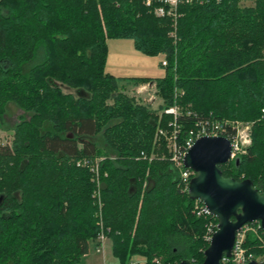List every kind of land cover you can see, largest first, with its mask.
<instances>
[{
    "label": "trees",
    "instance_id": "obj_1",
    "mask_svg": "<svg viewBox=\"0 0 264 264\" xmlns=\"http://www.w3.org/2000/svg\"><path fill=\"white\" fill-rule=\"evenodd\" d=\"M241 1L179 0L168 14L163 0H0V124L9 101L30 114L0 144V264H81L100 235L119 264L203 262L217 221L197 215L158 129L174 105L181 137L200 118L250 122L238 165L218 167L264 193V0ZM110 38L161 54L164 75L106 72ZM144 82L161 113L120 90ZM246 225L241 246L261 262L264 229Z\"/></svg>",
    "mask_w": 264,
    "mask_h": 264
},
{
    "label": "water",
    "instance_id": "obj_2",
    "mask_svg": "<svg viewBox=\"0 0 264 264\" xmlns=\"http://www.w3.org/2000/svg\"><path fill=\"white\" fill-rule=\"evenodd\" d=\"M232 145L225 136L203 135L195 139L183 156V165L194 171L187 194L207 208L217 223L201 264H223L230 257L237 233L247 223L260 222L264 229V193L249 179L223 176L218 165L231 159ZM238 165L239 157L234 159ZM177 264H194L184 259ZM244 264H260L250 260Z\"/></svg>",
    "mask_w": 264,
    "mask_h": 264
},
{
    "label": "built area",
    "instance_id": "obj_3",
    "mask_svg": "<svg viewBox=\"0 0 264 264\" xmlns=\"http://www.w3.org/2000/svg\"><path fill=\"white\" fill-rule=\"evenodd\" d=\"M149 0H146L148 3ZM179 0H163V2L169 8L166 13H171V10L176 6ZM156 13L159 15L165 14L164 7L156 8ZM166 59L162 58L161 65H166ZM148 84V83H147ZM149 85V84H148ZM145 88L144 84H139L137 89L143 90ZM264 111V110H263ZM164 112L172 114L173 120L169 122V126L172 129L168 132L165 129H158V135L165 140L166 148L169 153V160L173 166V168L177 172L178 179L180 180L183 189L188 190V184L191 177L194 175V171L190 168H186L183 165V156L188 148L193 144L195 139L203 135H220L224 136V134L228 135V139L231 142L232 150H231V160L239 157L243 153V147L250 142V127L248 124L241 125L238 120H219L216 118H200L197 119L194 123V129H191L187 134L183 137L180 136V129L178 125H176L177 116L181 114L179 107L171 106L169 108H165ZM228 127L231 129V132H228ZM241 147H240V146ZM230 160V161H231ZM85 163V162H83ZM88 163V161H87ZM80 164V162L78 163ZM97 162L92 166V169L97 172L96 167ZM195 201V209L197 215H210L207 208L203 205L202 202L198 200ZM211 216V215H210ZM258 222V221H257ZM259 226L260 222H259ZM216 229V223L212 220L206 223V235L205 238L210 240L212 233ZM246 230H250L255 232L254 226L245 225L242 229L237 233L236 239L234 242V246L232 249V255L230 257H223V264H244L251 259L250 255H245L244 249L242 248V240L244 237V233ZM105 236L100 235L99 240L101 244L104 240ZM101 246V245H100ZM260 264H264V260ZM155 264H162L160 260L155 259Z\"/></svg>",
    "mask_w": 264,
    "mask_h": 264
},
{
    "label": "rangeland",
    "instance_id": "obj_4",
    "mask_svg": "<svg viewBox=\"0 0 264 264\" xmlns=\"http://www.w3.org/2000/svg\"><path fill=\"white\" fill-rule=\"evenodd\" d=\"M253 2L252 0H242V5H251ZM116 38H112L111 42L109 43L110 51L108 53L107 61H106V67L105 71L114 74V76H124L128 75L131 76V73H124L122 71H119L122 59L120 58V54L122 52V49L116 48L113 45L112 40ZM115 41V40H114ZM163 56L161 54L154 56L150 58L145 64V67L149 68L150 71L148 73L156 71V75H153L155 77H161L164 75L165 70L161 65V60ZM132 63V62H130ZM133 65V64H132ZM133 66H139V65H133ZM113 71L115 73H113ZM58 85L61 86L62 90L64 92H71L75 95L78 94L77 89L68 87L64 84H61L59 82H56ZM149 85H148V84ZM140 84V83H139ZM138 84V85H139ZM145 85V88L143 90L137 89L138 85H132L130 83L126 84L124 88H120L121 91L125 92L127 95H130L134 97V99L143 105H147L150 109H158V112L161 113L163 109H159L160 105L163 104V100L158 95L157 88L155 86L154 82H144L141 83ZM30 117V114L23 111L18 105H16L13 102H7L5 104V112L3 114V123L0 124V144H6L10 143L13 135V127L14 125L20 120V119H28ZM241 125H249L250 129V142L246 144L243 147V153H246L247 147L251 144V123L238 120ZM169 123V122H168ZM45 128H50V126L47 124ZM93 141L97 143L99 146L101 153L106 152L110 158H114L115 154L108 149L106 144L104 143L103 139L100 135H97L95 137L91 138ZM240 146V145H239ZM241 147V146H240ZM106 156L104 154H101L96 158L91 165H94L98 161H102L105 159ZM97 175V174H96ZM250 230H246L245 232H248ZM92 252H90V256L85 258L81 264H119V261L116 257H114L110 250V241L108 238H104L101 246H96L95 243L91 245ZM144 260L140 256H132L129 264H137L139 262H143Z\"/></svg>",
    "mask_w": 264,
    "mask_h": 264
},
{
    "label": "crops",
    "instance_id": "obj_5",
    "mask_svg": "<svg viewBox=\"0 0 264 264\" xmlns=\"http://www.w3.org/2000/svg\"><path fill=\"white\" fill-rule=\"evenodd\" d=\"M111 39L112 38L107 39L108 53L110 51V47H109L110 44L109 43L111 42ZM114 40H112L113 45L116 48L122 49V52L120 54V58L122 59V62H121V66H120L119 71H122L124 73L129 72L132 74L131 76L155 77L153 75H156V71L154 70L153 72L148 73V71H150V69L148 67L147 68L145 67V64L147 62H150L148 60L154 56H148V55H145V54L139 52L138 50H136L135 47L133 46L132 40H130V39L116 38ZM107 57H108V54H107ZM130 62H132V63H130ZM132 64L133 65H139V66H133ZM105 67H106V63H105ZM113 73H115V72L113 71ZM112 75H114V74H112ZM124 76H128V75H124ZM115 77H117V76H115ZM90 252H92V251L90 250ZM89 253L84 257V259L87 258L88 256H90Z\"/></svg>",
    "mask_w": 264,
    "mask_h": 264
}]
</instances>
